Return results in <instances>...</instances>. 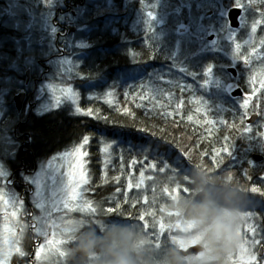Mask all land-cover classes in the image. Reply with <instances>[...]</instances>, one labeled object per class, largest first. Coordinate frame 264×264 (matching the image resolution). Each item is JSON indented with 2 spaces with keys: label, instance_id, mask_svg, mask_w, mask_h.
Here are the masks:
<instances>
[{
  "label": "trees",
  "instance_id": "16d2710c",
  "mask_svg": "<svg viewBox=\"0 0 264 264\" xmlns=\"http://www.w3.org/2000/svg\"><path fill=\"white\" fill-rule=\"evenodd\" d=\"M7 2L8 0H0V112L3 105L12 109L7 115L8 118L11 115L10 120L6 121V116L3 117L0 120V127L4 122L7 124L13 122L14 125L11 130V149L8 151L0 149V159L5 161L10 174L11 184L7 186L9 191L20 197L25 194L29 198L31 189L27 186L26 177L35 173L40 165L54 156L76 146L83 134H89L92 142L89 147L91 163L88 167L91 173L88 185L90 192L86 194L87 198L92 199L97 208L114 206L116 203H120L121 207L115 213L100 212L97 219L102 227L91 222V227H85L79 232L78 237L90 229L101 236L113 223L131 227L136 223H142L137 217L148 205H144L141 192L132 193L127 190V178L133 166L131 163L133 159L144 168H151V163L155 161L159 172L163 170L160 168L163 162L173 161L177 155L182 154L183 149L188 150V157L183 160L180 169L168 167L172 177L176 178L174 182L169 180L166 187L157 189L153 196L146 194L149 197V205L157 212V219L164 216L163 214L169 210V203L175 201L171 195L175 190L179 189L180 198L193 197L191 177L196 171L224 177L227 181L234 182L242 191L249 194L251 202L253 193L250 187L256 179L253 155L264 156V97L258 93L254 100L246 101L244 106L242 103L251 91L249 79L252 73L264 68V62L260 65L253 62L245 67H238L239 76L236 80L225 70L227 63L219 58V55H205L193 51L189 56H193L196 63H190L189 71L185 72L181 71L176 63L183 62V57L175 55L169 47L152 41L151 20L170 16L175 18L176 23L182 24L187 17L189 5L192 10L198 9V12L213 10L215 0L210 2L197 0L196 3H189V0H21L31 10L42 14L50 13L54 10L52 6H56L49 31L41 33L35 30L32 34L6 25L3 12L7 8ZM241 3V0H228L226 6L231 9ZM69 4L74 5L75 17L59 15ZM251 5L254 12L264 16V0H252ZM149 12L152 14L151 17L148 15ZM55 21L61 25L68 23L66 29L76 26L78 31L75 36L81 40L83 46L74 48L66 40L58 39L55 34ZM40 41L47 46L45 52L40 50L41 45H38ZM28 45L31 53L27 50ZM58 47L64 49L67 55L65 58L73 57L79 61V75L72 79V84L79 90L82 89L81 107L97 108L101 114L109 117L107 124L89 117L74 115L68 110L41 116L36 114L35 105L23 112L15 109L11 96H15L17 89L25 85L26 72L30 69L29 61L33 60L45 66L46 62L56 60ZM52 52L55 54L51 57L45 54ZM136 70L143 71L144 74L137 78L119 79V75ZM208 73L213 75L215 82L202 80ZM90 82L102 85L97 88L98 97L87 103L84 88L85 84ZM232 84L242 88L245 94L243 98L231 97L228 86ZM140 88L147 93L144 101L146 107L136 106L141 103L135 98L141 91ZM8 91L11 95L9 100H6ZM105 91L114 92L112 106L104 102ZM128 92L131 94L125 97L124 93ZM179 93H183L182 98L188 101L180 113L167 118L158 115L161 104L168 111L175 108ZM158 95H171L172 99L165 102L166 98L160 96L157 99ZM148 96L152 97V103L148 102ZM193 101L196 104L192 103ZM153 103L156 111L146 115L147 108H152ZM197 106L206 114L207 120L217 123L214 126L200 123V114L195 112ZM123 108L125 110L120 111ZM127 108L133 111L135 119L129 116ZM254 114H257L259 119L255 125L249 127L247 119ZM188 115H192L197 123L189 121ZM222 121H228L229 126H222L220 124ZM140 127H144L146 131L140 132L138 130ZM100 133L104 135L101 136ZM225 135L229 136L231 157L227 158L225 155L223 164L214 167L211 156L202 157L200 153H210L213 145L220 148L224 144L222 137ZM102 138L117 142L112 148L111 162L106 168L98 145ZM129 145L132 146L131 150ZM140 146L145 148L143 154L139 151ZM245 174L251 176L252 180H248ZM116 175L121 177L118 184L112 179ZM117 188L121 189L119 193L116 191ZM185 188L187 192L183 191ZM125 192L128 203L123 202ZM138 197L140 202L133 208L131 204ZM29 211L33 212L31 208ZM258 226L263 225L260 222ZM193 228L190 235L183 236L193 237L196 243L201 244L204 237L195 223ZM32 234L26 233L22 242L23 257L15 256L12 264H30L37 247ZM76 247L77 243L70 245L66 264H87L88 259L85 261L79 256L75 252ZM172 247L179 249L176 240L167 235L157 258ZM235 256L238 259L237 253L231 249L220 264H233Z\"/></svg>",
  "mask_w": 264,
  "mask_h": 264
},
{
  "label": "rangeland",
  "instance_id": "374dc122",
  "mask_svg": "<svg viewBox=\"0 0 264 264\" xmlns=\"http://www.w3.org/2000/svg\"><path fill=\"white\" fill-rule=\"evenodd\" d=\"M189 1V3L197 2V0ZM205 1L210 2V0ZM227 2L228 0H215V6L213 10H203L199 12L197 11L198 9L192 10L191 5H189L187 9L188 11L186 12L187 17H185L184 23L182 24L176 23L174 17H156L155 19L151 20L153 26L152 41L169 47V49H171L175 55L183 57V62L176 63L180 66V70L185 72L189 71L190 63H196V61H193V56H189L190 52L193 51H199V54L205 55H219V58L227 63V66L225 67L226 71L231 67H245V65L248 63H244L241 60L240 55L241 53L243 55L249 54L252 47L248 43L249 40H253L257 48L255 56L250 57L249 63L256 62L259 54L264 51L259 47V41L264 39V25H257L256 33L252 32V27L257 21L264 20V16H262L261 13L254 12L252 10V0L251 3H249V0H241L242 3L236 6L243 9V15L240 18V28L237 30L232 29L227 19V14L230 9L226 6ZM241 5H243V7H241ZM55 7L56 6H52L54 10L50 13L42 14L38 11L31 10L28 6L23 4L21 0H8L7 8L4 10L3 16L7 26L15 28L19 31L32 34L33 31L39 30L41 33H46L49 31V27L51 26V20L55 12ZM169 25L171 26L168 27ZM53 37H55V34H53ZM66 41L74 48H81L83 46L81 40L75 35L67 38ZM237 44L241 46L240 53H237L236 51ZM38 45H41V52L46 51L47 46L43 41L38 42ZM26 47L28 52L31 53L29 45ZM45 54H47L48 57H51V55H54L55 52ZM28 66L36 70L37 75L42 76V81H39V83L37 82V84L32 88V90H34L32 94V105H35L34 110L36 114L44 116L51 112L68 110L74 115H78L76 112V105H74L68 99H64L59 104V106H56L52 92V88L54 86L59 88L62 83H70V86L79 95V106L81 107L82 89L79 90L78 87H75L72 84V79L79 75L78 60L73 57H60L54 62L46 63L43 69L37 62L31 60L29 61ZM46 66H48L50 69H46ZM69 69H71L70 72ZM43 72H45V74ZM143 74L144 72L139 70L128 71L119 75V79L126 80L137 78ZM194 76L197 77L195 74ZM261 79H264V76H262ZM202 80L210 83L215 82L213 75L209 73L207 74V77L202 78ZM101 85L102 84L98 82H90L85 84V100L87 103H91L95 98L98 97L97 88H100ZM13 86H15V84ZM234 89V84L230 85V87L228 86V90L230 92H232ZM22 92V89H17V92L14 93V95L17 97ZM106 93L108 92L105 91V94ZM10 95L11 94L8 91L6 93V100H9ZM11 98L13 100L14 96H11ZM254 99L255 98L253 97L252 100ZM28 105V103L27 105H24V109L29 110ZM11 109V107L3 105V108L0 112V120H2V118L5 116L6 121L10 120L11 115L10 118H8L7 115L10 114ZM13 125V122L10 124L4 122L1 125L0 149H4L6 151L11 149V130ZM108 142L110 141L102 138L98 143L99 148H102L104 144ZM115 145L116 143H114V146ZM100 153L102 154L103 160H107V164H110L112 149H110L108 153H102L101 151ZM6 155H8V152ZM59 155H56L49 161L43 163L38 167L35 173L26 177L27 186L31 189L29 198H27L25 194L21 197L15 195V193L7 189V186L11 184L10 174L6 169L5 161L0 159V188L5 191L8 198L13 200L19 199L25 202L23 206L17 204L14 209H9L10 215L7 217V219H5L2 214H0V264H12L15 256L20 258L23 257L22 242L27 232L33 233V240L37 246L44 245V247L41 248L39 255H37L36 247L34 258L30 259V264H66L70 254L69 247L70 245L78 242L79 232H81L85 227H91V222L97 223L100 228L102 227L101 222L97 219V217L100 216V212H98L95 216L79 212L69 213L65 219H57L54 224L51 222L48 224H43L38 219L41 215H43V213H41L39 209L35 207L34 181L37 177V174L45 170L49 162L53 161L54 158ZM140 165L141 164L138 163L132 166L127 180H129V177H131L133 184H135L139 180V173L144 171L146 179L141 189H136L133 187V189L129 190V192L132 193H134L133 191L141 192L140 196H142V198L146 194L153 196L155 193H157V189L166 187V184H168L169 180L173 181L176 179L172 177V173L168 168H163V170L158 172L157 167L156 169H152L140 167ZM53 166H56V161H53ZM57 171H59V169H57ZM153 188L155 189L154 194ZM171 195L175 201L173 203H169V210L164 213V216H161V218L164 220H171L173 222L178 221L180 225H183V227H180L179 230L172 231L170 234L165 233L164 235H161L159 239H157L156 235H154L151 229H145L140 225V223H136L132 227L137 234L138 246L141 249L147 248V250L156 257L161 251L162 243L167 240V235L169 238L172 236L176 240L179 250H185L190 246L198 244L193 237L186 238L183 236V234L190 235L194 229V222L188 220L180 213V211L174 209V205L178 202V200L181 199L180 192L175 190V192H173ZM28 205H30L29 208ZM2 207L3 206L0 205V208ZM30 208L33 211L32 213L29 211ZM249 210L254 213L257 212V205L253 200H251V202L247 204V207L243 209L239 218V223L236 226L235 237L232 238L235 240L236 244L235 248L232 250L235 251L237 255L241 254L243 248L241 228L243 232ZM257 223L258 225L260 224L259 221H257ZM53 232L56 233V239L58 243L46 244V238L51 239ZM98 259L99 257L97 256H91L88 258L87 264H96ZM203 260L204 254H201L193 259L188 260V264H200V262ZM210 264H215V262H210Z\"/></svg>",
  "mask_w": 264,
  "mask_h": 264
},
{
  "label": "snow or ice",
  "instance_id": "6c2138e0",
  "mask_svg": "<svg viewBox=\"0 0 264 264\" xmlns=\"http://www.w3.org/2000/svg\"><path fill=\"white\" fill-rule=\"evenodd\" d=\"M249 3H251V0H249ZM243 7V5H241ZM149 17L152 16V14L148 13ZM257 25H264V20L257 21L253 27L252 32H257ZM249 45H251V50L248 55H243L241 53L240 58L244 63H249L250 57L255 56L257 52L256 44L253 40L248 41ZM259 47L261 50H264V39L259 41ZM241 46L239 44L236 45V51L237 53H240ZM71 69H69V72ZM264 76V68H260L258 70H255L252 73V76L249 79V85L251 88V91L245 96L244 102L242 103V106L245 105V102L250 101L253 99V97L256 96V94L259 92L261 97H264V79H261V77ZM141 91L136 94V99H139L141 103H138L137 107H146L144 104L145 98L147 93L144 91L143 88H140ZM54 100L56 102V106H59V104L64 100L68 99L70 100L74 105H76V112L78 115L82 117H89L96 121H103L105 124L108 123L109 117L107 115L101 114L100 110H98L95 107H80L79 106V95L73 90V88L69 84H61L59 88L57 86H54L52 88ZM131 93H124V96L127 97ZM160 96H163L166 98V101L171 100V95H158L156 96L157 99L160 98ZM105 100L104 102L110 106L113 105V97L114 92H108L104 95ZM183 93H179L176 100L177 103L175 104V108L172 111H168L164 108V105L161 104L160 108L161 111L158 112V115H163L164 117L169 116H175L180 113V110L184 107V105L188 102L184 100ZM148 102L152 103V97H147ZM196 104L194 101L192 102ZM171 107V105H169ZM129 116H132L133 119H135V116L133 115V111H131L129 108H127ZM197 109H200L198 106L195 108V112L197 114H200V123H204L206 125H212L214 126L217 122L210 121L206 119V114L202 112L200 109L197 111ZM116 110V109H115ZM125 108L120 109V111H124ZM156 111V106L153 103L152 108H147L146 115H151L152 112ZM248 116V114H245ZM190 117V119H189ZM187 119L189 121H192L193 123H197L196 120H194V117L192 115H188ZM222 126L228 127V121H222L220 122ZM250 127V126H249ZM140 132H145L146 129L144 127H140L138 129ZM155 135V132L152 133ZM101 136L104 135V133H100ZM224 144L220 148H216L214 145L211 148V152H201V156H211V161L214 167L221 166L224 162L225 155L227 158L231 157V144L229 143V136L225 135L222 137ZM92 142V138L89 134H83L80 141L77 143L76 146L72 147L70 150L61 153L59 156L55 157L53 161H56V166H53V161L49 162V164L46 166V169L41 171L37 174V177L34 181L35 183V207L39 209L43 215H41L38 219L43 224H48L49 222L55 223L57 219L63 220L67 217L69 213L73 212H79L83 214L93 215L95 216L98 212L103 213H115L117 212L121 205L120 203H116L114 206H108L103 207L100 206L97 208V204L94 203L92 199L87 198V193L90 192V188L88 185L90 184V173L91 170L88 167V165L91 163L90 159V149L89 146ZM114 143H117L115 140L113 142L105 143L102 148H100V151L102 153H108L110 149L114 147ZM219 143V141H217ZM132 149V146L129 145V150ZM140 153L145 152L144 146H140L139 148ZM188 157V150L183 149L182 154L177 155L173 161L163 162L162 166L160 168H168L173 167L180 169L181 163L183 160ZM149 159H151L149 157ZM136 160L133 159L131 163L134 165L136 164ZM105 168L107 167V160L104 162ZM152 169H156L157 164L155 161H153L150 165ZM59 169V171H57ZM248 180H252V177L248 174L244 175ZM104 179H107V172H104ZM117 184L120 182L121 177L119 175H116L112 178ZM145 173L144 171H141L139 173V180L133 184V181L131 177H129L128 183H127V190L133 189L135 187L136 189H141V187L145 183ZM261 183H264V177H260ZM116 191L119 193L121 191L120 188H117ZM179 191V189H178ZM184 192H187L188 190L185 188L183 189ZM250 191L253 194H256L260 197H264V187H261L257 184H253L250 187ZM155 193V189L153 188V194ZM124 203H128V196L127 192L124 194ZM139 197L136 201H133L131 206L133 208L136 207V204L139 203ZM23 200H13L8 198L5 191L0 188V205L3 207L0 208V214L7 219V217L10 215L9 209H14L17 204L20 206L24 205ZM143 203L144 205H148V207L143 208L137 217L138 221L142 222L140 225L144 227L145 229H151L156 235L157 239L161 235H164L165 233H171L172 231L179 230L180 227H183V225H180L179 222H173L171 220H164L161 217L157 219V212L155 209L149 205L148 197L145 195L143 197ZM257 216L260 217V221L264 222V213H254L251 210L247 213V218L245 221V229L242 232L241 228V238H242V251L241 254H238L237 256L233 257V264H264V226H258L257 223ZM150 218V219H149ZM179 225V226H178ZM58 241L56 239V233H52V238L48 239L46 238V244H57ZM44 247V245H38L37 246V255H39L41 248Z\"/></svg>",
  "mask_w": 264,
  "mask_h": 264
},
{
  "label": "clouds",
  "instance_id": "9594fccd",
  "mask_svg": "<svg viewBox=\"0 0 264 264\" xmlns=\"http://www.w3.org/2000/svg\"><path fill=\"white\" fill-rule=\"evenodd\" d=\"M191 182L193 197H182L174 206L204 237L200 246L204 260L200 264H220L236 246L232 238L250 196L234 182L205 172H194ZM75 252L85 261L99 257L96 264H188L185 255L174 247L158 258L147 248L141 249L136 231L119 223H113L101 236L91 229L82 232Z\"/></svg>",
  "mask_w": 264,
  "mask_h": 264
},
{
  "label": "flooded vegetation",
  "instance_id": "af4514ba",
  "mask_svg": "<svg viewBox=\"0 0 264 264\" xmlns=\"http://www.w3.org/2000/svg\"><path fill=\"white\" fill-rule=\"evenodd\" d=\"M75 10L74 8V5H67L65 8H63L61 11H60V14H62V16H72V17H75V12L73 13V11ZM57 15V17L59 16ZM68 23H63V25L59 24L58 21H55L54 22V28H55V31H56V34H57V37L59 39H61L62 41L66 40L67 37H68V34H67V25ZM60 48V47H58ZM60 55H57V57H59ZM264 62V51L259 54V57L256 61V64H261ZM32 73L33 75H31V77L29 78V80H27L26 84L23 86L22 88V93L25 94V105H27V103L29 104L28 106L31 107L32 106V94L34 92V90H32L33 86H35L37 84V82L39 83V81H42V76L40 75H37V72H33L32 70ZM25 109H23L21 112H23ZM263 156V155H262ZM264 157V156H263ZM255 165H256V179H255V182L254 184H257L261 187H264V183H261L260 181V177H264V161L261 162V163H256L255 162ZM252 200L254 201V203L257 205V212L255 213H264V197H260L256 194H252ZM263 226H264V222H262Z\"/></svg>",
  "mask_w": 264,
  "mask_h": 264
},
{
  "label": "water",
  "instance_id": "95a60500",
  "mask_svg": "<svg viewBox=\"0 0 264 264\" xmlns=\"http://www.w3.org/2000/svg\"><path fill=\"white\" fill-rule=\"evenodd\" d=\"M243 14V10L240 8H232L228 11V21H229V25L232 29H239L240 28V18ZM77 29L76 28H70L69 30V34H74L76 33ZM228 72L234 77L237 78L238 77V71L235 68H229ZM26 75L29 77L30 76V70L27 71ZM25 94H20L16 99V107L19 111L22 110V108L24 107L25 104ZM232 98L234 99H241L244 97V92L241 88L237 87L235 88V90L231 93ZM259 116L257 114L252 115L250 118L247 119V124L248 125H254L256 124V122L258 121ZM254 161L256 163H261L264 161V157L261 155H254L253 157ZM201 245H195L192 247H189L186 250H180L186 258L189 257H197L201 254H203V252L201 251Z\"/></svg>",
  "mask_w": 264,
  "mask_h": 264
},
{
  "label": "bare ground",
  "instance_id": "6f19581e",
  "mask_svg": "<svg viewBox=\"0 0 264 264\" xmlns=\"http://www.w3.org/2000/svg\"><path fill=\"white\" fill-rule=\"evenodd\" d=\"M40 67L43 69V68H44V65L40 64ZM32 70L36 72V70H34V69H30V76L28 77V76L26 75L27 80H29V78L31 77V75H33ZM43 73L45 74V72H43ZM40 76H41V75H40ZM26 82H27V81H26ZM26 82H25L24 84H26ZM22 88H23V86L21 87V89H22Z\"/></svg>",
  "mask_w": 264,
  "mask_h": 264
}]
</instances>
